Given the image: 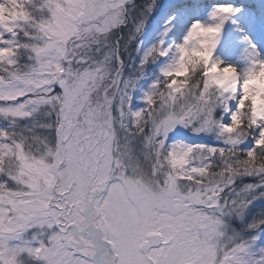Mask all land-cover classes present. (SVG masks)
Wrapping results in <instances>:
<instances>
[{
  "label": "snow or ice",
  "instance_id": "snow-or-ice-1",
  "mask_svg": "<svg viewBox=\"0 0 264 264\" xmlns=\"http://www.w3.org/2000/svg\"><path fill=\"white\" fill-rule=\"evenodd\" d=\"M0 264H264V0H0Z\"/></svg>",
  "mask_w": 264,
  "mask_h": 264
}]
</instances>
